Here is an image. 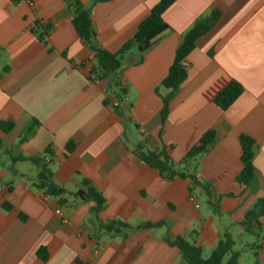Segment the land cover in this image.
<instances>
[{
	"label": "crops",
	"instance_id": "obj_1",
	"mask_svg": "<svg viewBox=\"0 0 264 264\" xmlns=\"http://www.w3.org/2000/svg\"><path fill=\"white\" fill-rule=\"evenodd\" d=\"M30 1L33 7L28 0H0V122L14 124L8 134L0 129V264H184L171 240L183 238L211 255L227 236L244 251L239 264L246 251L253 256L256 236L242 223L264 198V0H175L164 14L170 30L141 62L136 51L126 55L118 73L128 86L124 102L111 96L107 105L102 83L89 74L97 67L94 52L72 25L68 4ZM93 1L82 3L89 8ZM157 4L96 5L97 46L118 52ZM214 10L221 17L187 58L188 80L170 101L160 136L156 117L170 92L162 82L183 37ZM231 82L244 93L222 111L213 100ZM210 130L216 140L195 170L204 187L167 180L135 154L141 145L166 146L177 165ZM242 135L257 144L249 187L237 181ZM43 156L54 183L66 191L60 197L37 187L38 167L18 161ZM85 182L106 201L98 217L95 203L80 196L88 192ZM112 222L133 229L112 234L100 228ZM259 245L264 264V240ZM42 249L47 261L38 256Z\"/></svg>",
	"mask_w": 264,
	"mask_h": 264
},
{
	"label": "trees",
	"instance_id": "obj_2",
	"mask_svg": "<svg viewBox=\"0 0 264 264\" xmlns=\"http://www.w3.org/2000/svg\"><path fill=\"white\" fill-rule=\"evenodd\" d=\"M64 1L68 4V9L72 16V25L78 36L94 52V59L97 62V67H93L89 71V74L90 78H96L102 83V88L105 94L108 95L104 104L107 105L111 102V96L118 104L123 103L124 98L127 95L128 86L122 84L118 78V73L123 67L126 55L136 51L140 56L141 62L143 55L170 30V27L164 20V14L175 3V0H158V4L151 10L150 15L140 24L134 37L125 42L116 53H111L97 46L98 33L92 19V9L98 4L106 3L111 0H94L89 8L82 3V0ZM220 17V11H212L208 16L198 20L183 37L176 51V57L169 70L168 76L162 82V87L170 92L167 97L162 98L163 107L156 117V121L161 127L160 136L163 133L164 125L170 114V101L176 97L188 80V70L184 65L187 58L196 49L197 41L215 27ZM46 31L48 30L46 29ZM9 72L10 69L8 67L4 69L5 74H8ZM243 93L244 89L242 86L236 82H231L216 95L213 101L222 111H227ZM0 129L8 134L14 129V124L0 122ZM215 140L216 132L214 130L208 131L201 137L198 145L192 147L184 159L177 165L174 164L166 146L152 151L147 149L145 145H141L138 147L135 154L141 163L150 166L167 180L181 177L191 181L193 188H196L197 186L204 187L203 182H201L196 176L195 170L197 169V162L202 156L208 153ZM239 140L242 152V171L239 174L237 181L242 186L249 187L255 179L253 159L257 144L255 140L246 135H242ZM74 149L75 144L73 143L66 146L68 153H72ZM46 155H50V152L46 151L45 156ZM45 156L34 158L21 157L18 161H29L38 167L37 187L40 189L46 188L50 197H60L64 195L66 191L54 183L50 163L46 162ZM191 168L194 171L193 173H189ZM84 185L87 187L88 192L86 194L82 193L80 196L84 201H93L95 203V207L92 209V214L95 217H98L101 211L105 208L106 201L102 194L99 193L89 182H85ZM213 207L215 211H218L216 205H213ZM263 218L264 198L260 199L253 209L246 214L242 223V226L247 233H252L256 236V243L249 247V250L253 251L255 264H259L258 250L261 249L259 244L261 239L264 240V223L261 222V219ZM162 225L163 223L158 225L147 224L136 229H150ZM100 228L103 231L112 234L128 232L133 229L122 222H112L108 225L100 224ZM170 244L180 251L184 264H239V259L244 253V251H235V242L231 236H227L224 240L220 241L208 258H204L203 248L197 247L193 242L183 238L171 240ZM38 256L43 261H47L48 259L45 249L40 250Z\"/></svg>",
	"mask_w": 264,
	"mask_h": 264
},
{
	"label": "rangeland",
	"instance_id": "obj_3",
	"mask_svg": "<svg viewBox=\"0 0 264 264\" xmlns=\"http://www.w3.org/2000/svg\"><path fill=\"white\" fill-rule=\"evenodd\" d=\"M133 102V101H132ZM132 106H133V103L129 104V109L131 108L132 109ZM261 222L264 223V218L261 219ZM242 247L238 246L235 248V251H239L241 250ZM209 253L208 252H205L204 253V258H208L209 257ZM255 262V259L254 257L251 255V253L249 251H246V253L242 256V260H241V264H254Z\"/></svg>",
	"mask_w": 264,
	"mask_h": 264
},
{
	"label": "built area",
	"instance_id": "obj_4",
	"mask_svg": "<svg viewBox=\"0 0 264 264\" xmlns=\"http://www.w3.org/2000/svg\"><path fill=\"white\" fill-rule=\"evenodd\" d=\"M15 2L18 4V3H19V0H15ZM27 3H28L29 6H31V7L34 6L33 2H31L30 0H28ZM184 65L187 67L186 63H185ZM94 81H96L97 83L99 82L96 78H94ZM143 133H144V131H143ZM191 201H192V202H195V199L192 198ZM56 215L59 216V217L61 218L62 223H63L64 225H68V224L70 223L69 219L64 218V217L62 216V212H61L60 209L56 211Z\"/></svg>",
	"mask_w": 264,
	"mask_h": 264
}]
</instances>
